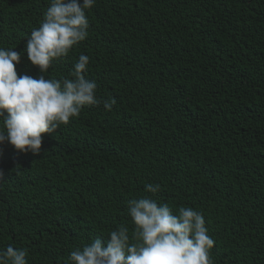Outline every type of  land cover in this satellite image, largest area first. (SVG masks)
Returning <instances> with one entry per match:
<instances>
[{
    "label": "trees",
    "instance_id": "obj_1",
    "mask_svg": "<svg viewBox=\"0 0 264 264\" xmlns=\"http://www.w3.org/2000/svg\"><path fill=\"white\" fill-rule=\"evenodd\" d=\"M48 0H0V47L24 52ZM89 36L44 78L90 58L97 96L38 155L0 144V249L28 264H69L72 250L120 224L127 201L159 184L158 203L192 207L214 264H264V0H96ZM106 246V245H105Z\"/></svg>",
    "mask_w": 264,
    "mask_h": 264
},
{
    "label": "clouds",
    "instance_id": "obj_2",
    "mask_svg": "<svg viewBox=\"0 0 264 264\" xmlns=\"http://www.w3.org/2000/svg\"><path fill=\"white\" fill-rule=\"evenodd\" d=\"M96 0H48L38 28H33L24 52L39 78L19 75L16 65L24 53L0 47V144L7 142L21 153L38 155L43 135L55 132L85 107L102 104L111 111L115 98L97 96V84L84 73L90 58L80 54L68 76L45 79L54 61L62 60L88 36L86 11ZM159 184H145L152 195L127 201L131 227L120 224L108 233L72 250L69 264H214L210 255L215 241L204 216L192 207L175 212L158 203ZM106 245V246H105ZM28 250L7 245L0 249V264H28Z\"/></svg>",
    "mask_w": 264,
    "mask_h": 264
}]
</instances>
